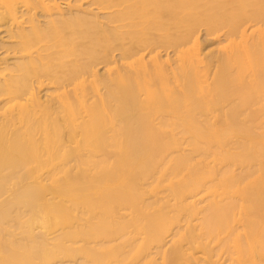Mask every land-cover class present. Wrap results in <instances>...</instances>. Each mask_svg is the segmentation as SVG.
<instances>
[{
    "label": "bare ground",
    "instance_id": "bare-ground-1",
    "mask_svg": "<svg viewBox=\"0 0 264 264\" xmlns=\"http://www.w3.org/2000/svg\"><path fill=\"white\" fill-rule=\"evenodd\" d=\"M1 27L0 264H264V0H0Z\"/></svg>",
    "mask_w": 264,
    "mask_h": 264
},
{
    "label": "rangeland",
    "instance_id": "rangeland-1",
    "mask_svg": "<svg viewBox=\"0 0 264 264\" xmlns=\"http://www.w3.org/2000/svg\"><path fill=\"white\" fill-rule=\"evenodd\" d=\"M85 7H86V6H85ZM4 30H5V29H4L3 27L0 28V37H1V36H5L4 33H3ZM205 33H206L205 31L201 33L202 48L205 49L204 51L207 52L206 54H210V52H214V50H216V48H217V44H215V43H216V40H215L213 37H208ZM80 41H81V40H80ZM81 42H84V41H81ZM160 51H161V53H162L163 55L165 54V51H163V50H160ZM1 52H2V51H0V53H1ZM163 52H164V53H163ZM205 52H204V53H205ZM171 56H172V54H171ZM103 71H104V70H102V67H99V72H100V74H102ZM54 74H55V73H54ZM54 74H53V75H54ZM57 74H58V72H57ZM57 76H60V74L57 75ZM71 91H72V89H71ZM88 91L90 92V90H89V86H88ZM89 92H88V93H89ZM103 92H104V91H103Z\"/></svg>",
    "mask_w": 264,
    "mask_h": 264
}]
</instances>
